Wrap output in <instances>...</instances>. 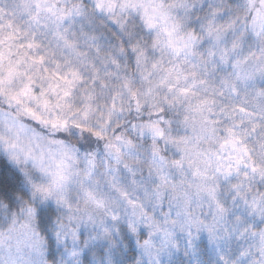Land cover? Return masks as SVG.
Segmentation results:
<instances>
[{
  "label": "snow or ice",
  "instance_id": "obj_1",
  "mask_svg": "<svg viewBox=\"0 0 264 264\" xmlns=\"http://www.w3.org/2000/svg\"><path fill=\"white\" fill-rule=\"evenodd\" d=\"M17 7L21 12H31L28 0H20ZM257 19L259 32L256 36L261 40L258 54L251 51L255 41L247 28L240 32L233 26L232 36L229 37L216 29L213 21L209 20V54L205 57L195 53L204 65L205 74L196 70L198 65H193V70L189 71L183 62L170 68L153 65L154 69L163 74L158 82L147 81V89L142 96L144 100H156L151 112L156 119L139 127L138 140L121 134L120 127L117 126L113 136L104 144L102 154L93 150L85 151L83 156L62 140L51 141L61 146V158L57 161L55 170L43 167V157L40 158L41 171L51 177V187L43 191L48 195H52L53 191L63 193L69 180L75 179L85 194L83 207L78 208L76 214L68 215L66 221L63 216L54 221L56 213L50 207L42 205L22 209L19 219L13 215L7 234L0 233V251L5 243V235L8 242L7 260L0 258V264H47L48 260L53 264H114V253L123 251L121 244L127 247L129 240L134 242L132 246L136 249L129 253L134 257V264H164V257H170L174 250H178L181 240H185L186 246L195 250L202 238L206 237L209 243H213L225 233L229 235V243L226 245L227 251L221 250L219 260L222 264H227L226 256L231 250L233 235L239 239L254 237L255 233L250 230L258 225L254 220L249 223V218L244 213L236 216L233 212L234 219L229 218V210L221 199L223 194L218 192L219 185H209L202 179L205 173L199 166L200 153L196 150L197 145L192 143L190 136L174 134L171 121L165 118L173 110L189 113L180 123L197 131L198 141L209 134L215 136L219 126H223L225 135L221 147H235L236 142L241 139L237 125L250 124L253 132L264 128V17H260L258 13ZM5 28L10 30L8 38L15 39L20 31L16 13L7 20L0 15V94H6L9 101L18 105L24 114L45 126L67 128L66 119L59 115L45 119L42 111L46 112L51 108L53 97L57 108H72L69 102L72 89L80 81H84L87 88L81 89L85 93L81 97L83 122H73L72 127L87 133L84 139L89 149L92 147V136L97 137L96 143L103 140L104 133L112 123L110 117L113 113L107 114L109 119L103 125V132L92 128L90 122L98 111L94 103L97 100V88L101 91L109 88L110 81L105 80L100 69L91 63L88 53L68 37V29L63 34L58 32L56 47L53 48L49 42L44 53L37 52L43 45L33 33L32 39L19 45V48H26L27 51L22 54L18 52L16 59L10 60L5 67ZM229 42L230 49L227 46ZM64 49L68 50L67 54ZM211 49L222 51L218 63L215 52ZM9 54L11 55V46ZM57 56L63 57V63ZM73 56L77 57L78 63L73 60ZM48 63L55 67L50 70ZM112 63L117 62L113 60ZM38 65L44 67H34ZM80 65L91 73L88 78L90 84L81 75ZM228 65H231L232 71L218 86L214 79L216 67L223 71ZM209 66L213 79L206 75ZM181 77L185 81L191 78V86H180ZM125 87L131 88V85L126 83ZM164 87L170 95L160 100L158 89ZM226 90L228 95L225 94ZM231 93L242 95L248 102L237 104ZM131 95L136 98V107L139 109L142 105L137 92L132 91ZM164 104H167L168 111ZM115 107L113 100V110ZM100 112L98 126L105 118L102 109ZM237 113L247 116V121L243 117L238 120ZM226 121H231V126ZM24 127L15 120L9 124L10 129L17 130V135ZM72 135L75 136V132ZM162 142L166 149L161 148ZM255 144L257 148L264 149V132ZM0 146L5 154L15 159L8 152L10 145L6 137L0 136ZM11 147L16 148L17 145L13 143ZM244 147L247 151V146ZM80 148H85V144H81ZM29 155L31 153H25L26 157ZM257 155L261 160L260 175L264 177V155ZM248 156L253 160V171H257L256 157L251 152ZM32 159L35 161L37 158L32 156ZM80 163H83L82 169L77 167ZM230 170L231 166L224 169L226 173ZM7 184H10L8 177L0 175V191H4ZM237 197L245 199L247 203L246 197L239 191L233 196V200L236 201ZM205 206L207 211L204 210ZM250 207L257 214H262L261 222H264V208L256 205ZM236 211H239L238 207ZM260 240L264 245V232L260 234ZM260 252L264 256V246Z\"/></svg>",
  "mask_w": 264,
  "mask_h": 264
},
{
  "label": "clouds",
  "instance_id": "obj_2",
  "mask_svg": "<svg viewBox=\"0 0 264 264\" xmlns=\"http://www.w3.org/2000/svg\"><path fill=\"white\" fill-rule=\"evenodd\" d=\"M19 3L20 0H0V9L3 10L0 15L7 20L16 13V22L20 28L15 39L8 38L9 29L5 28L3 32L5 67L10 60L16 59L18 52L22 54L27 51L26 48H19V45L32 39L33 33L43 45L37 52L44 53L49 47V42L53 48L56 47L59 39L57 33L63 34L65 29H68V37L76 42L77 47L88 53L91 63L100 69L105 80L110 81L109 88L103 91L97 88V100L94 103L98 111L90 122L91 127L103 132V125L107 124L109 119L107 114L109 112L113 114L110 117L112 123L104 133L105 138L96 143L97 137L92 136V147L89 149L84 139L87 133L72 127L73 122H83L81 97L85 93L81 89L87 88L84 81H80L72 89L73 94L69 97L72 108H57L53 97L51 108L46 112L42 111L45 119L55 118L57 115L66 119L67 128L45 126L24 114L18 105L9 101L6 94H0V136L8 139L10 145L8 152L15 157L10 158L0 146V175H6L10 181L5 190L0 191V233L5 234L10 227L12 216L15 215L19 219L24 208H34L37 205L50 207L56 213L53 216L54 221L59 216H63L66 221L68 215L76 214L78 208L83 207L85 194L75 179L69 180L63 193L53 191L52 195H48L43 191L51 187V177L41 171L40 158L43 157L42 166L51 170H55L57 161L61 158L59 151L61 146L51 141L62 140L65 145H71L80 156H83L85 151L93 150L102 154L104 144L113 136L117 126L120 127L121 134L138 140L139 127L147 121L156 119L151 115L152 105L156 100H144L142 96L147 89V81L158 82L163 74L154 69L153 65L170 68L183 62L189 71L193 70V65H198L196 70L205 74L204 65L195 53L198 52L205 57L209 54L210 45L207 43L209 20L213 21L216 29L229 37L232 36L233 26L240 32L247 28L255 41L251 51L258 54L261 47V40L256 36L259 32L257 14L264 17V0H28L31 5L30 13L21 12L17 7ZM227 46L230 49L231 43L229 42ZM211 51L215 52V60L218 63L222 51L218 49ZM64 52L67 54L68 50L64 49ZM56 58L63 63L62 56ZM73 60L77 61V57L73 56ZM113 60L117 63H112ZM34 67L42 69L44 65ZM48 67L51 70L55 66L48 63ZM80 71L84 80L90 84L88 78L91 73L83 65H80ZM231 71V65L226 66L223 71L216 67L214 77L216 84L219 86L221 80ZM206 75L213 79L211 66ZM126 83L130 84L131 88L125 87ZM179 85L191 86V78L185 81L181 77ZM132 91L137 92L141 100L142 106L139 109L136 107V98L131 95ZM109 92L112 94L108 95ZM225 94H229L227 90ZM166 95H170L166 87L158 89L160 100H164ZM231 95L237 104L248 102L242 95L237 93ZM113 100L115 110L112 108ZM163 106L168 111L167 104ZM100 109L103 110L105 118L98 126ZM185 115L190 114L183 110L180 112L173 110L168 112L165 119L171 121L174 134L190 136L192 143L197 145L196 150L200 153L199 166L205 173L202 179L209 185H219L218 192L223 194L221 199L225 201L224 206L229 210L230 219H234L233 212L236 216L244 213L249 218V223L254 220L258 225L250 230L255 233L254 237L239 239L233 235L230 241L231 250L226 256L227 264H264V256L260 252L264 246L260 240V234L264 232V222H261L262 214H257L250 207L256 205L258 208H264V177L260 175L261 160L257 155L258 153L264 155V149L257 148L255 144L264 128H258L253 132L250 124L237 125L241 139L236 142L235 147L233 145L221 147L225 135L223 126H219L215 136L209 134L198 141L197 131L180 123ZM242 117L247 121V116L237 113L238 120ZM13 120L25 126L19 135L15 128H9ZM225 123L231 126V121ZM72 132H75V136ZM13 143L17 145L16 148L11 147ZM81 144H85V148L81 149ZM244 146H247V151ZM161 148L166 149L163 142ZM249 152L256 157L255 172L252 167L253 160L248 156ZM25 153L31 155L26 157ZM32 156L37 159L34 161ZM229 166L231 170L226 173L224 169ZM77 167L82 169L83 163ZM232 185L237 187L234 188ZM237 191L246 197L247 203L241 197L233 200ZM193 195L195 196V190ZM237 207L239 211H236ZM204 210L207 211V206ZM228 243L227 233L213 243H209L206 237L202 238L195 250L187 247L185 240H181L178 250H174L170 257H164V264H222L219 256L222 254L221 250L227 251ZM133 244L131 240L127 242V247L121 244L123 251L114 253V264H134V257L129 254L136 251ZM100 248H103L102 244ZM7 257L8 242L5 235L0 258L7 260ZM47 264L53 262L48 260Z\"/></svg>",
  "mask_w": 264,
  "mask_h": 264
}]
</instances>
